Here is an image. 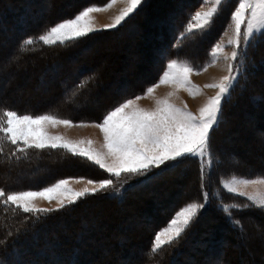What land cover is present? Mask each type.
<instances>
[{
    "label": "trees",
    "instance_id": "obj_1",
    "mask_svg": "<svg viewBox=\"0 0 264 264\" xmlns=\"http://www.w3.org/2000/svg\"><path fill=\"white\" fill-rule=\"evenodd\" d=\"M109 1L110 0H84V3L82 2L80 5L75 6L78 9L71 5L69 6V9L66 8L65 10L58 12V9H55V7L53 6L52 0L49 1L46 9L42 7V0H30L24 5H22V0H10L9 3L11 4V6H13V3L15 4L16 2L14 8L7 7V9H4V12H0V45L5 39V30H7V28L14 27L16 30H21V32L19 33L18 31L19 34H16L18 37L13 43L15 51H9V53L11 52L12 55L14 53L16 55H19L18 58L11 62L13 65H18L19 60H25L24 58H29L36 54H40L42 56H44L43 54L47 55L46 58L45 56L42 58L38 57V62L36 63L37 66L42 64V61H45L44 66L49 64L54 65L57 63L62 64L59 60L61 59L60 57L63 58L64 52L65 54H69L70 51H75L77 50V48H81L82 50L84 49L88 52L87 54H84L82 56H88L92 51V48L89 46L90 44L88 42L90 41V39L99 38L100 35H107L110 38H112L115 34L121 36L126 26L134 21L139 13H143L148 8V10L145 12L146 16H153V22L156 21L154 22L156 26L153 25L151 27L152 29L149 38V45L150 49L152 50L151 58L153 59L154 54H157V57H155V67H153V71L151 73L149 71L150 69L148 64H145L143 66L149 73L148 81L144 82L146 79L145 77L139 84H134L131 82L132 84L130 86L129 82L126 83L127 86L129 85L128 90H116L113 98L110 101L111 104L105 109L100 110L99 108V110L95 112L94 109L91 108H81L79 109V111L77 110L74 113L72 112V104L74 102L80 101L83 94H85V92L89 90V88H91V86H93L95 82H97V78L99 75L97 71L99 70V67L96 63H82L85 60L76 64H69L68 62L63 65V67H61L59 71L60 73L63 72L64 74L69 75L73 73V75L71 77H68V79L64 81L63 86H65L67 92L65 90L61 91L62 95L60 98V102H53L49 104L44 103L43 105H33L28 102L25 104L17 103L13 99L6 100L8 98L7 90H5V88L1 86L0 94H2V96L0 98V117L3 116L4 110H12L18 112L20 115L27 114L32 116H39L48 114L59 119H67L72 122H100L110 110L114 109L127 99L145 94L148 87H151L154 84L158 83L159 78L162 76L163 71L166 70V65L170 60L177 59L179 61H185L195 71H201L205 67H207L208 63L211 61L210 58L213 59V47L219 40L223 31L226 29L230 18L232 17V13L238 6V0H229L228 2L223 4V8L225 10L227 9L228 12L226 10L218 16L215 15L213 19L214 21L211 26H209L205 30H198V32H188L185 29V25H187V22H189L190 20L187 13H193V11L198 8L203 0H185L186 4L183 11H179L178 14L174 16L173 22L164 20L167 17L166 14L170 15L173 10L167 11L164 10V8H155L154 10H149L151 8V3H153V0H142L141 5L115 28L93 31L76 40L66 41L64 44L56 43L46 45L43 43V41H40L38 39V37L41 34H44L50 27L66 18L74 17L84 8L94 5L101 6L108 3ZM158 8H160V6ZM45 16L47 17L43 18ZM176 16H178L177 22L175 21ZM111 32H113V35H108ZM179 32H181L180 36L182 39H178ZM29 38H33L34 42L30 45L25 44L24 42ZM198 44L201 45V48L199 47L198 51H191V48L197 46ZM88 47L90 48L88 49ZM57 56L60 57L54 59V57ZM263 57L264 34L257 35L255 39H251L250 42L247 43V46L242 45L239 48L234 66V72H237L238 74L235 85L232 89H230V95L221 102V115L218 118L220 122L218 123V125L214 126V128L209 133V154L210 160L212 162V167H210V170L205 168L199 158L189 156L181 158L179 162L173 163L169 161L168 164L171 166L152 168L146 175L121 174V176L117 178L111 176L104 169L99 168L98 165H95L87 158L73 155L63 148L53 149L51 147H46L44 149H37L35 147H26L23 144L21 146L19 143L18 148L17 145L12 144L4 136V134L0 133V154H2L0 155V186L3 185L6 190H9L11 192H18L22 190L26 191L31 189H41L51 185L56 180L67 177H87L91 179H100L106 177V179L113 180V185L111 187L104 190H98L95 194L81 197L77 199L75 203H66L64 204V207H57L55 209H52L53 211L49 212L26 213L25 220L23 222H17V224H23L22 226L24 227L8 228L6 233L3 234L2 231L8 227L7 225L9 221L11 219H16V217L19 218L20 216H15V214L9 210H4L3 214L1 212L0 264H56L55 262L67 259L68 264H87V262L80 260V258H86L87 260V255L82 254L83 256L81 255L80 257H78L76 251H74V253L76 252L75 254L70 255L73 252L72 248L75 246L76 241L71 243L72 247H69V242L66 241H69V229L67 231L63 229V232L60 231V235L55 234V231L57 232L59 229H55L53 234V229L46 230L48 233L50 232L49 239L47 240V245H45V242L43 243L36 240L38 237L43 235L42 231L45 228L43 230L39 229L33 232L32 230L43 225L53 227L52 224L57 222H61L64 224L67 218H69L72 213H76V211L78 212L79 209L88 207L90 203H95L97 201L112 203V205L116 207H124L127 206V204L134 203L135 207H137L138 209L135 210L136 214L140 213L145 216L144 224L148 225V228L146 227L145 240H141V237L138 235L135 229H132V232L128 235V238L130 239L129 242L125 241L123 243L125 244L124 247H121L120 240L115 242L116 245L114 242L109 241V239L107 240L109 241L108 244L111 243L109 245H115L117 247L116 249L120 248V252L116 256V258L114 257V259L116 260H118L119 258L120 262L127 256L137 254L136 259L133 262L131 261L130 264H178L177 261L181 262V264H184V261L182 260L183 256H186V254L188 256V254H190L193 261L191 259L185 264H209V261L205 260V263L203 261V258L207 257L210 247L214 245L211 242H209V244L207 245H201V242H206V240L203 239L204 236L207 235L203 234L202 232H208V230L210 232V230H215V232H210L209 235H219V237H217L219 239L226 238L227 241H229V247L232 243H236V237L243 238L245 234L243 229V223L245 224V219L243 220L235 216V209L232 210V217L229 218L220 206L221 204L232 205L231 203L233 202V198L229 196L230 201H226V198L228 197V195H226L221 199L215 189L213 192H211V188L213 186V183H218L216 177H218L220 173L223 175H225V173H228V168L229 173L231 174L246 177L264 176L263 151L261 152L260 150H254V154H257V156L242 153V155L246 156V158L245 160L240 158V161L237 164L234 162V160L231 159L235 154L233 147H226L224 148V150H219L218 147V145L222 143V141L225 140V138L228 136V134L232 130L231 126H233V123H235L232 120V117H230V114L232 112H237L238 110V112H240V110L243 109L242 107L239 108V103L247 102L251 105V107H257L256 105L261 103L262 97H254L251 92L254 91L253 87H259V85H261V80L264 81ZM15 61H17V64L15 63ZM45 72L47 75L53 74V76H58L60 74H58L57 71L47 72L45 70ZM49 83L50 81H46V85H48ZM59 87H62V83ZM262 105L263 103L261 104V106ZM7 147L12 149L9 152H6ZM20 148H23L24 150L20 151ZM13 160H15L16 162H12ZM44 161L46 163H44ZM220 162H223L225 164L224 167L226 168L223 169V171H226L225 173L223 171H219L221 169H219ZM16 166L19 168H21L22 166H30L31 168L46 166L49 169L52 168V172L48 174L42 169L40 171H33L35 176H27L28 174L32 173L30 172L32 171V169L24 167L25 170L24 168H22V170H24L22 172L30 173L25 174L26 178H22V180L20 179V177L17 178V175L15 174H11L9 177H5L3 175L7 169L9 170V172H12L10 167ZM188 169L195 170V184L198 187V195H203L202 198L200 196V201H198L203 203L205 207L197 214L196 217L192 219L190 224L185 228L184 232H182L177 239H174L170 244L164 245L160 249V252L151 253L155 233L165 227L169 220L172 218L173 214L184 206V204L186 203V201L184 200L186 195H184V197H179V200L175 202L169 201V205L167 207H163L166 208L163 210L164 215H162V211L161 216L158 215V218L154 219V222L152 221L153 218H155V215L153 214L157 208L155 204L153 205V207L152 204L150 206H144L138 204V202H136L133 197L140 196V198H143L147 190L151 191L157 188H154V185L160 186V184L164 183V181L167 182L166 180L168 179L177 178L175 176L178 175L182 176L184 172L188 174V172L186 171ZM20 171L21 169L18 170V174H22V172ZM96 173L100 175L101 173H106L107 176H97ZM173 174L174 176L166 177ZM142 190H145V192H143ZM190 193L193 194L192 192ZM205 194H208V196H204ZM195 197L196 195L194 196V198ZM4 205L6 204L0 203V206L3 207ZM238 210H245L244 212L249 213L253 212L251 213L254 215L253 222L256 220L264 222V210H258L254 207L249 206L246 209L242 208ZM18 212L19 214H25V212L22 211ZM207 219H211V221H208ZM235 220L240 222V224H237ZM205 221L211 222L210 224L212 227L206 226L204 224ZM12 224L15 223L12 222ZM217 226H219L223 232L217 229ZM24 228L25 231L22 232V229ZM224 231L227 232L226 235H224ZM90 234L91 233L88 234L87 232L83 237L90 236ZM77 235H79V231ZM133 235L136 236L139 240L137 241V239H135ZM201 235H203L202 239H200ZM197 236H199V238H197ZM60 237L62 238V241H53L54 238ZM80 239L82 240V236H80ZM141 241L142 244L140 243ZM27 243H30L28 247L20 248V245ZM129 243L141 244V252L138 254L136 249L133 248ZM59 244L62 246L66 244L64 251L61 252L59 250ZM244 245H246V241L238 242V249H242ZM54 246H56V251H54V258L51 259V253L53 249L51 247ZM76 246L77 247H74L75 250L81 245ZM219 246H223V241L219 243ZM190 247L191 249H194V251L190 252ZM81 252L84 253L83 251ZM123 252H125L126 254H121ZM15 253L16 256L13 255ZM68 253L71 259L69 258ZM171 254H174L172 258ZM223 254L225 256L227 252ZM165 255H170L171 259H169L168 263L167 261L164 262V259H166ZM116 262L117 261H115V264ZM89 264L102 263L94 262ZM261 264H264V261H261Z\"/></svg>",
    "mask_w": 264,
    "mask_h": 264
},
{
    "label": "rangeland",
    "instance_id": "obj_2",
    "mask_svg": "<svg viewBox=\"0 0 264 264\" xmlns=\"http://www.w3.org/2000/svg\"><path fill=\"white\" fill-rule=\"evenodd\" d=\"M28 1H30V0H22V2H23L22 5L26 4V2H28ZM49 1L50 0H42V7H44V9H46ZM52 1H53V6L55 7V9H58V12H60L62 10H65L66 8L69 9L70 8L69 6H71V2H73V1L75 2L76 0H52ZM78 1H80V0H78ZM128 1L129 0H115V3L112 4V6L110 8L107 7V5L110 2L106 3L104 5H101V6H96V5L92 6V7L106 8V10L94 12L91 14L93 27L96 29H101V30L104 29L105 30L104 26L109 25V24H113L115 22V18L118 15H120V13L122 12V11H119L120 7L124 3L128 4ZM228 1L229 0H223V3L219 6L218 12L216 13L217 16L219 14H221L222 12L227 10V9L225 10L223 8V4H225ZM9 2H10V0H0V12H2V11L4 12V9H7V7L8 8L9 7L14 8V5H16V2H15V4L13 3V6H11V4ZM68 2H69V4H68ZM163 3H165V4H163ZM185 4H186L185 0H170L169 2H168V0H153V3H151V8L149 10H154L155 8L156 9L164 8V10H167V11L173 10L170 15L166 14L167 17H166V19H164L168 22H173L174 16L176 14H178L179 11H181V10L183 11ZM159 6H160V8H158ZM214 6H216L215 0H203L201 2V4L198 6V8H196L195 11H193V13L192 12L187 13L188 18L190 19V17L197 11L207 12V11L211 10V8ZM84 9H86V8H84ZM147 10H148V8L143 13H139L137 15V17L135 18V20L126 26V28L123 31V34H121V36H118L117 34L113 35V32H111L108 35H113L112 38H110L107 35H100L99 38L90 39V41H88V42L90 44L89 46L92 48V51H91V54H89L88 56H82V55L88 53L87 50L83 49L84 50L83 51L81 48H77V50H75V51H70L69 54H65V52H64L63 53L64 55L62 54L63 58L60 56L54 57V59H57L58 57H60L61 59L59 61L62 64L57 63L54 65L49 64V65L44 66L45 61H43L42 64L37 66L36 63L38 62V60H37L38 57L42 58L45 56V58H46L47 55L43 54L44 56H42L40 54H36V55H33L29 58H24L25 60H23V59L19 60L18 65H13L11 62L13 60H15L16 58H18L19 55H16L15 53L12 55V53L11 52L9 53V51L10 50L13 52L15 51L13 43H14L15 39L18 37L17 35L21 32V30H19V29L16 30L14 27L7 28V30H5V33H4L5 39L0 45V88L2 86L5 88V90H7L8 98L6 100L13 99V100L17 101V103H22V102L27 103L28 102V103L33 104V105L34 104L40 105V104H44V103L49 104V103H53V102H57V103L60 102V98L62 95L61 91L65 90L67 92L65 86H63L64 81L66 79H68V77H71L73 75V73L70 75L64 74L63 72L60 73V71H59L60 68L63 67V65H65L68 62H69V64L70 63L76 64V63H80L83 60H85L86 62L83 61L82 63L95 64L97 62L96 64L98 65V62H100L98 65L99 69H100L99 70L100 73L98 75L97 82H95V84L93 86H91V88H89V90H87L85 92V94H83L81 100L78 102H74L72 104V107H73L72 112L75 113L77 110L79 111V109H81V108H91V109H94L95 112H97L99 110V108L105 103L104 101H106V100L111 101V99L113 98V94H111V95L107 94V96H104L103 92H105V91L113 92V91H116L118 89L119 90L122 89L123 91H126L128 86H129V85L127 86V84H125V83H128L127 81L125 82V80H121L122 83L116 81L117 75H119L118 73L120 71L119 67L122 66L123 69H125V68L127 69V65L131 64L133 67L128 66V69H129V67L135 68V66H137L136 64L141 63L140 67L137 68V70L139 71V72L137 71L138 74H136V75H134L132 73L128 74L129 77L132 78V83H134V84H136V83L139 84L145 78L144 75L142 77V74L145 73V75H146V72H147L146 68L143 67L145 64H148L149 69L151 68V70H153V67H155V63H156L155 57H157V54H154L153 59L151 58V53H152L151 51L152 50L150 49L149 38H150L151 29H152L151 27L153 25L156 26V24L154 23L156 21L153 22V16L152 17L146 16L145 12ZM227 12H228V10H227ZM246 15L250 16V12ZM47 16H45L43 18H46ZM74 17L66 18L62 21H67V20L72 19ZM214 17H215V15L212 17L211 23L208 24L206 27L196 29L193 31L198 32V30L207 29L213 23ZM231 19H232V17L230 18V21H229L226 29L223 31L219 40L217 41V43L213 47V50L215 51L216 45L219 44L221 46V51H219L216 55H214L215 58L218 59L217 73L220 72L218 70L222 69V72L220 75L215 76L214 75L215 72H213L212 74L208 72L207 73L208 75H205V72H202L203 75H200L198 73L196 74V73H194L196 71L193 70V68L187 62L182 61V60L179 61L177 59L170 60V61H176L178 65L186 64L188 67L192 68L193 71L191 73H189V80L191 81L192 85L197 86V88H193L191 90L192 92H195L196 94L195 95L190 94V90H189L188 86L183 85V84L178 83V82H171L170 81L168 83L163 84L164 91L167 90L164 98L161 97V95H160L161 93L159 92L161 87L160 88L156 87L154 92L151 95L143 94L142 96H135V97L131 98L132 100H135L134 107H138V108L145 109L148 111H155V109L158 107L157 101L167 99V101L170 104H173L174 106H176L178 108H184L186 106L188 111L192 112L195 115H199V109L204 104L207 103V101L210 97H214L215 95H217V93L219 91L218 88L207 87V85L219 84L220 82H222V80L225 76L235 75L236 78L238 76L237 72H234V66H235V60L236 59L235 60L231 59V54L235 51V52H237V55H238V51H239L240 47L237 48L235 46V44L229 43V40L235 39V21L234 20L231 21ZM62 21H60V22H62ZM60 22H58V23H60ZM189 22H190V20H189ZM189 22H187V25L189 24ZM193 23H194V21H193ZM2 25H3V23H2ZM143 26H145V27H143ZM142 27L145 29L143 30ZM113 28H115V27H113ZM135 28H136V30H135ZM137 29L139 32L141 31L142 33L143 32L144 33L143 34L141 32L139 33L137 31ZM185 29H186V25H185ZM18 31H19V33H18ZM135 31L137 32L136 37H138V36H140V37L135 38V36H133L134 34H136ZM132 33H134V34H132ZM245 33H246V24L242 25V28H241L240 46L246 45ZM180 35H181V32H179L178 39L179 38L182 39ZM128 38H130L131 40H128ZM133 40L134 41L137 40V41H141V42L138 43L137 41H135V43L137 42L135 44V43H133L134 42ZM129 41H131V42H129ZM57 43H59V42H57ZM131 43L133 44V46H131L132 45ZM142 43H144V44L142 45ZM44 44L48 45L47 43H44ZM54 44H56V43H54ZM137 44L141 45L140 47H138V48H140L139 49L140 53L136 52V54L138 53V56L135 54V52L134 53L132 52L133 54L130 52V50L132 48H134V45L137 46ZM96 46H97V48H96ZM177 46H178V40H177ZM90 47H88V49ZM128 47H129V49H127ZM199 47L201 48V45L198 44L197 46L192 47L191 51H196V50L198 51ZM124 48L127 52L124 50ZM95 51L97 53H95ZM141 52L144 54H142ZM128 53L129 54L131 53L132 55H129ZM125 54H127V55H125ZM128 55H129V57H128ZM140 55H142L141 57H143V59L140 57ZM144 56H146V57L144 58ZM212 56H213V53H212ZM83 57H84V59H83ZM132 58H133V60H132ZM215 58H213V59L210 58L211 61L208 63L207 66H209ZM128 59L129 60L131 59L130 62ZM135 59H136V61H134ZM263 59H264V57H263ZM127 60L129 63L127 62ZM132 61H134V62H132ZM102 62H103V65H102ZM15 63L17 64V61H15ZM124 63L125 64L128 63V64H126V66H125ZM229 65H231L233 68L232 73L229 72ZM45 70L47 72L57 71V73L58 74L60 73V74L58 76H53V74L47 75ZM128 75H126V76L128 77ZM36 78H37V80H36ZM46 81H50V83L48 85H46ZM61 83H62L63 88L59 87ZM156 84H154V85H156ZM120 86H123V87L120 88ZM123 88H126V90ZM253 88H254V91L251 92L253 94V96L258 97V98L262 97L261 104L264 103L263 102L264 101V81L261 80V85H259V87L256 86ZM175 94H176V97H175ZM1 96H2V94H0V98H1ZM136 97H141V98L137 100ZM261 104L256 105L257 107H259V108H257L255 106L251 107V105L247 102L246 103L241 102V103H239V106H241L243 109L240 110V112H238L239 111L238 110L237 112H232L230 114V117H232V120L235 123H233L234 125L231 126L232 130L230 131L228 136L225 138V140L222 141V143H220L218 145V147H219V150H224V148H226V147H231V148L233 147L235 154L233 155V157L231 159L234 160V162L237 164L239 163L240 158L243 160H245V158H246V156L242 155V153L257 156V154L256 155L254 154V150H260L261 152L262 151L264 152V104L262 106H260ZM131 110L132 109H128V111H131ZM10 111H12V110H10ZM14 112H16V111H14ZM16 113L18 115H20L18 112H16ZM33 117H35V116H33ZM61 120H63V119H61ZM97 123H99V122H71V126L64 125V124L45 123L39 127H42L44 132L50 137H57V136L62 137L63 140L61 141V143L72 142L77 147L92 148L96 151L106 152L107 149H105L103 147V145H104L103 133L100 131V129L98 127L95 126V124H97ZM255 126H257V127H255ZM30 139H31V137H30ZM80 141H85V142L91 141L92 143L91 144H88V143L80 144L79 143ZM18 143L22 146L23 141H20ZM16 145H17V147L19 146L18 144H16ZM11 149L12 148L7 147L6 152H9ZM0 155H2V154H0ZM199 159L202 161L205 168L210 170V167H212V162L210 160L209 152L205 154V157H200ZM12 162H16V161L13 160ZM107 162L111 163L112 162L111 158H108ZM44 163H46V162L44 161ZM219 165H220L219 169L221 168L220 170L218 169L219 171H223V169L226 168V167H224L225 164L223 162H220ZM24 167L25 168L28 167V168L32 169V171H30L32 173L31 174H28L30 172H24L23 173L22 171L25 170ZM10 168H11L12 172H9V170L7 169L3 175L5 177H9L11 174L12 175L15 174V175H17V178L20 177L21 180H22V178H26L25 174H28L27 176H30V175L35 176L34 172L37 170L40 171L43 169V171L48 173V174H50L52 172V168L49 169L46 166H44V167L39 166L36 168H31L30 166H22L21 168H19L16 166V167H10ZM22 168H24V170H22ZM19 169H21L20 172H22V174L21 173L18 174ZM186 171L188 172V174L186 172H184L183 176L184 175H187V176L190 175L191 177L186 178L185 182H182L181 179L178 178V176H175L177 178L168 179V180H166L167 182L164 181V183L160 184V186L154 185V188L157 187L155 190H151V191L147 190L146 191L147 193L148 192L150 193L153 191L152 192L153 194H151L149 196H144L143 198H140V196H135V197H133V199L136 200V202H138V204H141L144 206H146V205L150 206L152 204V207H153L155 202H157V200H160L159 196H158L159 194L157 195V191H159L161 193L163 192L165 197H164V199L160 200V201L163 200L161 202V204L160 205L158 204L159 205L158 207L162 206V208L160 209V216H161V212L164 209H166L163 207L164 206L167 207L169 205V201L175 202V201H177V199H179L178 197H184V195H186V197L184 199L186 201V203L184 204L183 207H185L191 203H198V204L201 203V202H199L200 196L202 198L203 195L202 194L198 195V191H197L198 187L196 186L195 179H194V178H196L195 172H194L195 170H192V169L189 170L188 169ZM223 172L225 173L226 171H223ZM96 175L97 176H102V175L107 176L106 173H101V175L96 173ZM171 176H174V174L166 176V177H171ZM216 178L218 180V183H213V186L211 188V192H213L215 189V191L218 193V195L221 197V199L223 197H225L226 195H228V197L226 198V201H230L229 196H231L233 198V202L231 204L232 205H239L240 206L239 209H242V208L246 209L249 206V207H254L255 209H258V210H262V211L264 210L260 207L251 206L252 202L248 200V196H250V195L264 196V182H260V181H264V176H256V177L240 176V175L229 173V168H228V173H225V175L220 173L218 175V177H216ZM65 179H67L69 181L68 186L71 189H73L74 191L78 192V191L84 190L85 188H93V187L98 188V183L90 185V184H88V180H93V181L99 182V181L105 180L106 177L100 178V179H96V178L91 179V178H87V177H67V178L56 180L54 183H52L51 185H49L47 187L54 186V184L57 183L58 181L65 180ZM244 181H256V183H249V184L245 185L243 183ZM45 188L46 187L41 188V189H31V190H26V191H42ZM229 188H235L237 191L236 192H230ZM0 189H3V191L6 194L23 192V190L18 191V192H11L9 190H6L3 185L0 186ZM143 192H145V190ZM182 192H183V194H182ZM190 192H192L194 195L191 194ZM239 193H245V195H239ZM53 195H57V194H53ZM195 195H196V197L194 198ZM204 196H208V194H205ZM63 202H64V204L68 203L67 198H64ZM0 203H3L2 200H0ZM31 203H33L35 205V207L42 208V209H55L57 207H60V200L59 199H52L51 201H49L45 198L37 197L33 201H31ZM89 206L79 209L78 212L76 211V213H72L71 216H69V218H67V220L64 224L61 222H57V223L52 224L53 227L43 225V226L38 227L36 229L31 228V229H34V230H32V232L39 230V229L43 230L45 228L42 231L43 235L38 237L36 240L39 242H43V243L45 242V245H47V240L49 239L50 232L48 233L46 230L53 229V231H52V234H53L55 229H59L57 232L55 231V234L60 235L61 234L60 231L63 232V229L66 231L69 229V231H70V234L68 236L69 241H70L69 245H71V243L74 241H76V243L78 241L79 243H77V244L81 243V246L76 248V250L74 248V247H77L76 244H75V246L73 245L74 246L72 248L73 252L70 255H73L77 252V255L79 257L80 253H82L81 249L86 250L85 255H87V256H90V255L95 256L96 253L98 254L97 256H95L97 259L96 261L90 262V261L86 260V258L80 259L82 261L87 262V264L94 263V262H96V263L99 262L102 264H109V262H110V264H115V261H117L116 264H130L131 261L133 262L136 259L137 254L136 255L132 254L130 256L125 257L121 262H120L119 258H118V260L112 258L113 256H117L118 253L120 252L119 251L120 248L116 249L117 247L115 246L116 245L115 242L120 240L121 247H124L125 244H123V242H125V241L129 242L130 239L128 238V235L132 232L131 231L132 229H135L137 231L138 235L141 237V240H145L146 227L148 228V225L144 224L145 216L140 214V213L136 214L135 210H138V209H137V207H135L134 203L127 204V206H124V207H116V206H113L112 203H107V202H103V201L98 202L97 201L95 203H90ZM183 207H181L178 211H180ZM203 208H200L198 210L197 214ZM4 210H9V211L13 212L15 214V216L19 215L20 217L19 218L16 217V219H14V220L11 219L7 225L8 227L2 231V234L6 233L8 228H12V227L13 228L14 227L22 228V227H24V226H22L23 224H17V222H23L25 220L26 213L25 214H19L18 211H22V210L16 206H14V205H11V204L4 205L3 207L0 206V213L2 212V214H3ZM244 211L245 210H236V209L234 210L235 216H237L243 220L245 219V224L243 223V225H244L243 229H244L245 234H244L243 238L236 237V243H232L230 247H229V241H227L226 238L219 239V238H217V237H219V235L218 236L209 235L210 232L211 233L215 232V230H212V231L210 230V232H209V230H208V232L207 231L202 232L203 234H207V235H205L204 239H203V240H206V242H201V245H205V244L207 245V244H209V242H211L214 245V246L210 247L209 254L207 255V257L203 258L205 260H208L209 264H254V263L261 264V261H264V224H263L264 222H260L259 220H256V219H255L256 221L253 222L254 215L251 214L253 212L249 213V212H244ZM176 213L173 214L171 219L174 218ZM197 214L195 215V217L197 216ZM162 215H164V211H163ZM170 220H169V222H170ZM207 220L211 221V219H207ZM247 221H248V223H247ZM12 222L15 224H12ZM169 222L167 223V225L165 227H167L169 225ZM235 222H237V220H235ZM210 223L211 222H207V221L204 222V224L206 226L212 227ZM238 224H240V222ZM165 227H163L162 229H164ZM162 229L158 230L155 233V235L159 231H161ZM217 229L222 231V229L219 226H217ZM28 230H29V228H28ZM28 230H26V231H28ZM23 231H25V228L22 229V232ZM78 231H79V235H77ZM87 232H88V234L91 233L90 236L83 237ZM112 234H113V236H112ZM226 234H227V232L224 231V235H226ZM80 236H82V240L80 239ZM109 236H110V238H109ZM240 237H242V236H240ZM108 238L112 242L115 241L114 242L115 245L113 247H112V245H109L111 243H109V244L107 243ZM197 238H199V236H197ZM202 238H203V235L200 236V239H202ZM53 241H62V238L61 237L60 238H54ZM222 241H223V246L220 247L219 243ZM240 241H243V242L246 241V245H244V247H242V249H240V248L238 249V242H240ZM153 242H154V240H153ZM140 243L142 244V241ZM129 244L132 245V247L136 249L138 254L141 252V244H131V243H129ZM29 245H30V243L22 244V245H20V248H26ZM59 246H61V245L59 244ZM83 246H84V248H83ZM225 246H227V247H225ZM69 247H72V245ZM51 248H53L52 253H51V257H52L51 259H53L54 258V251H56V246L51 247ZM87 250H89V251L87 252ZM94 250H95V252H94ZM189 250H190V252L194 251V249H191V247L189 248ZM74 251H76V252L74 253ZM160 251L161 250H159L158 252H160ZM226 252H227V254L224 256L223 253H226ZM93 253H94V255H92ZM99 254H101V255H99ZM13 255L16 256V253ZM68 255H69V253H68ZM70 255H69V258L71 259ZM246 255H249L250 258H248ZM173 256H174V254H171V258ZM98 257H99V259H98ZM165 257H166V259H164V262L167 261V263H168L169 259H171L170 255H165ZM106 259H110V261L104 262ZM191 259H192V257L190 256V254H188V256L186 254V256H183L182 260L184 261V264H185V263H187V261H189ZM192 261H193V259H192ZM55 263L56 264H68V259L67 260H61V261L55 262ZM177 263L181 264V262H179V261H177Z\"/></svg>",
    "mask_w": 264,
    "mask_h": 264
},
{
    "label": "snow or ice",
    "instance_id": "obj_3",
    "mask_svg": "<svg viewBox=\"0 0 264 264\" xmlns=\"http://www.w3.org/2000/svg\"><path fill=\"white\" fill-rule=\"evenodd\" d=\"M115 3V0L107 5L108 8ZM142 3V0H130L129 7L124 9L120 15L115 18L113 24L105 25V29H110L119 25L126 17L133 13ZM223 0H215L214 7L207 12H195L190 17V22L186 25L188 32L206 27L211 23V19L218 12L219 6ZM106 8L89 6L82 10L74 18L62 21L41 34L38 39L47 44L61 43L76 40L93 31H99L93 27L91 14ZM250 12V16L246 15ZM232 19L235 21V39L229 40L230 44L240 47V36L242 25L246 24V45L257 35L264 34V0H238V6L232 13ZM194 21V23H193ZM33 38L27 39L25 44H32ZM221 51V46L216 45L213 55ZM237 52L231 54V59L235 60ZM204 71L207 69L204 68ZM193 70L186 64L178 65L176 61H170L166 65V70L156 85L146 89V95H151L155 87L159 84L168 82H178L189 87L190 94L195 95L191 90L197 88L189 80V73ZM229 72L233 68L229 65ZM236 82V76H225L219 84L207 85V87H216L219 89L217 95L210 97L206 104L199 109V115L188 111L187 107L178 108L170 104L167 99L158 100V107L155 111H148L134 107L135 100L127 99L120 105L110 110L104 118L97 124L104 137L103 147L106 152L96 151L92 148L77 147L72 142H63L62 137L48 136L42 127L45 123L64 124L71 126V121L67 119H57L48 114L31 116L18 115L14 111L4 110L0 117V133L14 145L23 141L26 147H35L44 149L46 147L63 148L73 155L85 157L92 161L99 168L104 169L114 177H120L121 174L146 175L152 168L171 166L169 161L179 162L185 157H205L209 152V133L218 125L221 115V101L230 95ZM141 97H136L140 99ZM128 109H132L128 111ZM83 126V125H82ZM31 137V139H30ZM80 144L91 141H80ZM23 151V148L19 149ZM112 162L108 163L107 159ZM82 179V178H81ZM264 182V181H260ZM98 188H85L82 191H74L69 185L67 179L60 180L54 186L46 187L42 191H23L19 193L6 194L0 189V200L4 204H11L20 208L25 213H40L53 211L52 209H42L35 207L31 201L37 197L60 200V207H64V198L68 203H75L77 199L86 195L95 194L98 190H104L113 185L112 179L102 181L88 180V184H97ZM245 185L256 183V181H244ZM230 192H236L235 188H229ZM57 194V195H53ZM245 195V193H239ZM248 200L252 202L251 206L264 209V196L250 195ZM221 209L232 217V210L239 209V205L221 204ZM203 203H191L178 211L174 218L170 220L169 225L159 231L155 237L151 253H157L164 245L170 244L177 239L185 228L190 224ZM239 223L238 221L236 222Z\"/></svg>",
    "mask_w": 264,
    "mask_h": 264
},
{
    "label": "bare ground",
    "instance_id": "obj_4",
    "mask_svg": "<svg viewBox=\"0 0 264 264\" xmlns=\"http://www.w3.org/2000/svg\"><path fill=\"white\" fill-rule=\"evenodd\" d=\"M83 1H84V0H81V1L76 0L75 2H74V1L71 2V5H73V7H75V6L80 5ZM169 1H170V0H168V2H169ZM83 3H84V2H83ZM73 7H72V8H73ZM75 8H77V7H75ZM77 9H78V8H77ZM149 17H150V16H149ZM148 20H149V19H148ZM175 21H176V22L178 21V16H176ZM137 27H138V26H137ZM143 27H145V26H143ZM143 27H142V28H143ZM138 28H139V27H138ZM133 29H134V28H133ZM144 29H145V28H143V30H144ZM135 30H136V28H135ZM137 31H138V29H137ZM133 32H134V31H133ZM135 32H136V31H135ZM138 32H139V31H138ZM140 32H141V31H140ZM140 32H139V33H140ZM141 33H142V32H141ZM143 33H144V32H143ZM143 33H142V34H143ZM145 33H146V32H145ZM129 34H130V33H129ZM132 34H134V33H132ZM132 34H131V35H132ZM136 34H137V32H136ZM138 35H139V34H138ZM133 36H135V38L140 37V36L136 37L135 34H134ZM133 36H132V37H133ZM143 36H144V35H143ZM133 38H134V37H133ZM133 38H132V39H133ZM142 38H143V37H142ZM128 40H131V39L128 38ZM139 40H140V39H139ZM133 41H134V40H133ZM133 41H132V42H133ZM135 41H137V40H135ZM135 41H134L133 43H135ZM127 42H128V41H127ZM129 42H131V41H129ZM137 42L139 43V42H141V41H137ZM137 42H136V43H137ZM136 43H135V44H136ZM145 43H146V42H145ZM131 44H132V43H131ZM140 44H141V43H140ZM143 44H144V43H142V45H143ZM121 45H122V44H121ZM138 45H139V44H137V46L134 45V48H132V49L130 48V49H131L130 52H131V53H132V52H133V53L135 52V54H136V52L140 53V52H139V51H140V50H139L140 48H138V47H140L141 45H139V46H138ZM128 46H129V45H128ZM131 46H133V44H132ZM121 47H122V46H121ZM123 47H124V46H123ZM125 47H126V46H125ZM129 47H130V46H129ZM129 47H128L127 49H129ZM96 48H97V46H96ZM122 49H123V48H122ZM122 49H121V50H122ZM124 50H125V48H124ZM125 51H126V50H125ZM126 52H127V51H126ZM126 52H125V53H126ZM142 52H143V51H142ZM142 52H141V53H142ZM93 53H94V52H93ZM95 53H97V52L95 51ZM131 53H130V54L128 53V54H129V55H132L133 53H132V54H131ZM138 53L136 54L137 56H138ZM147 53H148V52H147ZM90 54H91V53H90ZM142 54H144V53H142ZM125 55H127V54H125ZM129 55H128V57H129ZM133 56H134V55H133ZM141 56H142V55H140V57H141ZM102 57H103V56H102ZM131 57H132V56H131ZM131 57H130V58H131ZM134 57H135V56H134ZM145 57H146V56H144V58H145ZM95 58H96V57H95ZM141 58L143 59V57H141ZM83 59H84V57H83ZM128 60H129V59H128ZM128 60H127V62H128ZM130 60H131V59H130ZM130 60H129V62H130ZM132 60H133V58H132ZM137 60H138V59H137ZM134 61H136V59H135ZM134 61H132V62H134ZM39 62H40V61H39ZM42 62H43V61H42ZM85 62H86V61H85ZM91 62H92V61H91ZM129 62H128V63H129ZM94 63H95V62H94ZM96 63H97V62H96ZM99 63H100V62H98V65H99ZM109 63H110V62H109ZM128 63H126V64H128ZM135 63H136V62H135ZM135 63H134V64H135ZM138 63H139V62H138ZM84 64H85V63H84ZM124 64H125V63H124ZM124 64H123V65H124ZM126 64H125V66H126ZM132 64H133V63H132ZM100 65H101V64H100ZM102 65H103V62H102ZM104 65H105V64H104ZM119 65H120V64H119ZM136 65H137V66H135V68H132L133 66H132L131 64H130V65H127V69H126L125 67H124L125 69H123L122 66L119 67V70H120L119 73H118L119 75H117V80H116V79H115V80L120 82L122 79H124L125 82H126V81L129 82V85H131V84H132V83H131V82H132V78H130L128 74H130V73H132V74H134V75L138 74L139 71L137 70V68L141 65V63L136 64ZM91 66H92V65H91ZM93 66H94V65H93ZM128 66H132V67H129V69H128ZM94 67H95V66H94ZM98 67H99V66H98ZM110 68H111V67H110ZM98 69H99V68H98ZM102 69H103V68H102ZM99 70H100V69H99ZM99 70L97 71L98 73H100ZM104 70H105V69H104ZM102 71H103V70H102ZM137 71H138V72H137ZM149 71H150V73H151L153 70H151V68H150ZM132 74H131V75H132ZM126 75H128V77H127ZM131 75H130V76H131ZM143 75H144V77H146V79H145L144 82L148 81V79H149V73H148V71L146 72V75H145V74H142V77H143ZM138 76H139V75H138ZM113 81H114V80H113ZM113 83H114V82H113ZM121 83H122V82H121ZM125 84H126V83H125ZM122 87H123V86H120V88H122ZM100 89H101V88H100ZM123 89L126 90V88H123ZM120 90L123 91L122 89H120ZM127 90H128V88H127ZM121 91H120V92H121ZM129 91H130V90H129ZM103 94H104V96H107V94H109V95L113 94V95H114V94H115V91H113V92H107V91H105V92H103ZM100 96H101V95H100ZM111 97H112V96H111ZM104 99H105V98H104ZM92 100H93V99H92ZM16 102H17V101H16ZM104 102H105V103L100 107V110L107 108V107L111 104V102H110L109 100H106V101H104ZM263 102H264V101H263ZM23 103H24V102H22V104H23ZM24 104H25V103H24ZM259 104H261V103H259ZM263 104H264V103H263ZM42 105H43V104H42ZM260 106H261V105H260ZM240 107H241V106H239V108H240ZM254 108H255V107H254ZM257 108H259V107H257ZM257 108H256V109H257ZM89 111H90V110H89ZM89 111H88V113H89ZM93 113H94V112H93ZM93 113H92V114H93ZM260 119H261V118H260ZM261 120H262V119H261ZM256 124H257V123H256ZM241 125H242V124H241ZM255 127H257V126H255ZM248 129H249V128H248ZM255 129H256V128H255ZM244 130H245V129H244ZM244 130H243V131H244ZM242 133H243V132H242ZM244 134H245V133H244ZM244 134H243V135H244ZM182 176H183V175H182ZM182 176H181V175H178V178H180L182 182H185V181H186V180H185L186 178L191 177L190 175H189V176L184 175L183 177H182ZM194 179H195V178H194ZM187 181H188V180H187ZM187 187H188V186H187ZM165 188H166V187H165ZM152 192H153V191H152ZM152 192H150V193H149V192H148V193L146 192L145 196H149V195L153 194ZM158 194H159V195H158ZM157 195L159 196V199H160V200H161V199H164V197H165L163 192L161 193V192L157 191ZM152 196H153V195H152ZM178 198H179V197H178ZM160 200H157V202H155V206H156L157 208L155 207L156 210H155L154 214L152 213L153 215H155V216H154L155 218H153V222H154V219H157V218H158V215L160 216V209L162 208V206H160V207H158V206H159V205L161 204V202L163 201V200H162V201H160ZM177 200H179V199H177ZM158 204H159V205H158ZM106 210H107V209H106ZM151 216H152V215H151ZM124 218H125V217H124ZM106 220H107V219H106ZM151 222H152V221H151ZM123 225H124V224H123ZM121 227H122V226H121ZM133 228H134V227H133ZM122 229H123V228H122ZM119 230H120V229H119ZM127 230H128V229H127ZM131 231H132V230H131ZM104 234H105V233H104ZM114 234H115V233H114ZM112 236H113V234H112ZM133 236H134V235H133ZM133 236H132V238H133ZM99 238H100V237H99ZM99 238H98V239H99ZM102 238H103V237H102ZM102 238H101V239H102ZM109 238H110V236H109ZM109 238H108V239H109ZM134 238L137 239L136 236H134ZM96 239H97V238H96ZM105 239H106V238H105ZM116 239H117V238H116ZM118 239H119V238H118ZM103 240H104V239H103ZM111 240H112V239H111ZM131 240H133V239H131ZM138 240H139V239H137V241H138ZM66 241H67V242H70V241H68V240H66ZM94 241H95V240H94ZM97 241H98V240H97ZM109 241H110V240H109ZM109 241H108V242H109ZM81 242H82V241H81ZM101 242H102V241H101ZM108 242H107V243H108ZM114 242H115V241H114ZM77 243H79V242H77ZM77 243H76V245H81V243H80V244H77ZM123 243H124V242H123ZM91 244H92V243H91ZM103 244H104V243H103ZM144 244H145V243H144ZM144 244H143V246H144ZM69 246H70V245H69ZM65 247H66V244H65L64 246L61 245V246H59L58 248H59V250L62 252V251H64V248H65ZM110 247H111V246H110ZM110 247H109V248H110ZM112 247H113V245H112ZM82 251L84 252L83 255H85V254H86V253H85L86 251H85L84 249H82ZM88 251H89V250H87V252H88ZM92 252H93V251H92ZM94 252H95V250H94ZM114 252H115V251H114ZM132 252H133V251H132ZM111 253H112V252H111ZM81 254H82V253H80V256H81ZM89 254H90V253H89ZM121 254H126V253L123 252V253H121ZM83 255H82V256H83ZM92 255H94V253H93ZM97 255H98V254L96 253L95 256H97ZM99 255H101V254H99ZM102 255H103V254H102ZM80 256H79V257H80ZM95 256H91V255H90V256H88L87 260H89V261H96L97 259H96ZM112 256H113V255H112ZM205 256H206V255H205ZM246 256H247L248 258H250L249 255H246ZM100 257H101V256H100ZM114 257L116 258V256H113L112 258H114ZM80 259H81V258H80ZM98 259H99V257H98ZM100 261H101V260H100ZM109 261H110V259H106L104 262H109ZM203 261L205 262V259H204ZM101 262H102V261H101ZM205 263H206V262H205ZM109 264H110V262H109Z\"/></svg>",
    "mask_w": 264,
    "mask_h": 264
},
{
    "label": "crops",
    "instance_id": "obj_5",
    "mask_svg": "<svg viewBox=\"0 0 264 264\" xmlns=\"http://www.w3.org/2000/svg\"><path fill=\"white\" fill-rule=\"evenodd\" d=\"M109 2H111V1H109ZM108 2V3H109ZM129 4H130V0L128 1V4H126V3H124L121 7H120V9H119V11H123L124 9H126L127 7H129ZM200 10V9H199ZM234 19H231V21H233ZM214 52V50H212V53ZM213 58H215V56L213 55ZM222 58V57H221ZM216 59V58H215ZM213 60V62L209 65V66H207L206 67V71H204V70H201V71H196V72H194V73H198V74H200V75H203V73L202 72H205V75H208L207 73L209 72V73H213V72H215L214 73V75L215 76H218V75H220L221 74V72H222V69L221 70H218V71H220V72H218L217 73V63H218V59H216V60ZM154 86V85H153ZM159 88L161 87V89H160V95H161V97H165V93H166V91L167 90H165L164 91V89H163V84H159V86H158ZM156 88V87H155ZM146 94V93H145ZM140 96H142V95H140ZM175 97H176V94H175ZM59 119V118H58ZM70 121V120H69ZM72 122V121H71Z\"/></svg>",
    "mask_w": 264,
    "mask_h": 264
}]
</instances>
